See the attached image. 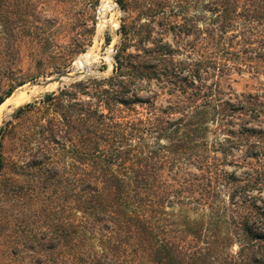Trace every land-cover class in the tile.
<instances>
[{
  "label": "trees",
  "instance_id": "1",
  "mask_svg": "<svg viewBox=\"0 0 264 264\" xmlns=\"http://www.w3.org/2000/svg\"><path fill=\"white\" fill-rule=\"evenodd\" d=\"M115 1L128 19L135 2L144 22H121L111 73L46 93L0 127V210L28 199L45 224L13 239L2 264L25 250L38 254L30 264H264V0ZM44 6L0 0V78L23 46L37 69L75 57V3L62 52L43 48L60 20ZM244 71L255 93L221 88ZM11 174L28 183L7 187Z\"/></svg>",
  "mask_w": 264,
  "mask_h": 264
},
{
  "label": "rangeland",
  "instance_id": "2",
  "mask_svg": "<svg viewBox=\"0 0 264 264\" xmlns=\"http://www.w3.org/2000/svg\"><path fill=\"white\" fill-rule=\"evenodd\" d=\"M41 1L45 2L44 13L47 17L57 16L58 19H60L58 24L53 25L50 28L51 30L45 33L47 41L43 48L47 51L52 49L60 52L64 51L67 45V35L71 31L70 29L76 28L75 32L70 34V37H73L71 43H73V49L76 51V55L70 64L59 72L68 75L69 79L62 80L61 83L58 84L45 85L50 78L55 77L59 73L47 67H42L40 69L35 68L30 59L29 52L27 51L28 48L23 46L21 48L19 64L16 65L10 74L0 78V95L8 89L11 81L17 79L26 80L24 85L18 86L13 90L11 95L4 100L3 105L0 107V113H2L0 127L3 126L7 120H10L18 109L23 108L28 103L38 101L44 94L55 92L58 88L67 85L69 82L92 75L97 77L108 76L112 70V56L115 53L116 45L119 43L120 37L118 30L121 22L124 20L133 25L138 22V19H141V21L144 22L141 16L138 17L140 9L135 2H130V18L128 19L126 13L120 9L115 0L108 1L113 5V8L102 6V0H98L95 4V0H66L65 2H61V0ZM36 2L38 4L40 3V1ZM72 2L75 3V10L81 15L82 21L77 24L75 28H73V26L69 29L68 25L72 26L73 21L66 19L65 17L68 16L66 14L67 7L68 5H71ZM151 8L153 10L150 11L149 9V13L152 15V19L159 22V9L155 6ZM144 9L145 8L143 7V10ZM154 15L156 16L153 18ZM69 17H72L71 14H69ZM155 31L159 32V27H156ZM153 37L156 38L155 34ZM54 45L56 48L52 47ZM9 78L12 80L10 81ZM220 86L224 91L239 95L242 93H255L259 85L256 77H253L250 73L244 71L238 73L232 72L229 76L222 77L220 79ZM41 88L43 89L41 90ZM21 92H23V94ZM13 95L16 96V98L13 97ZM12 99L17 100V102L12 104ZM9 141L10 139L8 136L1 139L0 153H9ZM227 169L228 171L234 170L240 177L243 176L244 169L242 168ZM15 182L24 186L28 183V179L18 178L17 180V177L11 174L10 177H6L3 183L8 187L16 184ZM261 197L264 198V189L261 191ZM13 202L14 200L10 202L7 212L4 210L7 208V205L4 209L0 210V222L1 219H5V222L10 221V223H15L17 217V219L22 221V225L16 233H13V231L11 232L10 228L4 226V223L3 227L0 225V264L7 259L5 247L9 246L13 239H15V241H20L19 238L25 239L29 237L37 227L45 226L44 223L37 224L33 220L32 214L37 209V206H35L34 203L26 199L22 205L18 206V204ZM19 211L22 212V217L16 215ZM36 256H38V254L25 250L15 263L30 264L34 261Z\"/></svg>",
  "mask_w": 264,
  "mask_h": 264
},
{
  "label": "water",
  "instance_id": "3",
  "mask_svg": "<svg viewBox=\"0 0 264 264\" xmlns=\"http://www.w3.org/2000/svg\"><path fill=\"white\" fill-rule=\"evenodd\" d=\"M78 74H80V73H78ZM77 74V75H78ZM69 79V76L68 75H66L65 73H59V74H57L55 77H52V78H50L46 83H45V85H47V84H55V83H61V81L62 80H68Z\"/></svg>",
  "mask_w": 264,
  "mask_h": 264
},
{
  "label": "bare ground",
  "instance_id": "4",
  "mask_svg": "<svg viewBox=\"0 0 264 264\" xmlns=\"http://www.w3.org/2000/svg\"><path fill=\"white\" fill-rule=\"evenodd\" d=\"M103 2H102V6H106L107 8H113V5L112 4H110L108 1L109 0H102ZM112 10V9H111ZM101 19V18H100ZM79 59V58H78ZM92 60V59H91ZM84 62V61H83ZM81 63V62H80ZM85 64V63H84ZM75 70V69H74ZM78 71V70H77ZM79 71H80V69H79ZM36 87V86H35ZM38 87V86H37ZM42 87V86H41ZM51 87V86H50ZM33 88H34V86H33ZM37 89H39V88H37ZM43 88H41V90H42ZM27 91V90H26ZM29 92V91H28ZM40 92V91H39ZM22 94H23V92H21ZM33 93V92H32ZM19 94V93H18ZM21 94V95H22ZM30 94V93H29ZM32 96V95H31ZM13 97H15L16 98V96H14L13 95ZM27 97V96H26ZM24 99V98H23ZM27 99V98H26ZM13 100V99H12ZM22 100V99H21ZM25 100V99H24ZM15 102H17V100H13L12 101V104H15ZM23 102V101H22ZM11 103V102H10ZM3 105V103L0 105V107ZM2 111H3V109H2ZM7 111H9V110H7ZM10 112V111H9ZM1 116H2V113H0V118H1Z\"/></svg>",
  "mask_w": 264,
  "mask_h": 264
}]
</instances>
